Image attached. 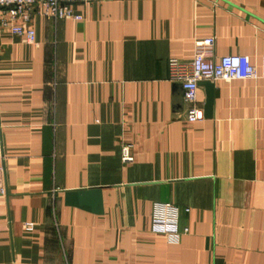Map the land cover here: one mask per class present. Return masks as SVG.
Wrapping results in <instances>:
<instances>
[{"label":"crops","instance_id":"0c3cea01","mask_svg":"<svg viewBox=\"0 0 264 264\" xmlns=\"http://www.w3.org/2000/svg\"><path fill=\"white\" fill-rule=\"evenodd\" d=\"M73 8L20 19L35 44L0 32V264H264V0ZM209 37L258 77L200 81L213 104L190 122L169 60ZM163 202L179 241L153 228Z\"/></svg>","mask_w":264,"mask_h":264},{"label":"built area","instance_id":"2783aa9c","mask_svg":"<svg viewBox=\"0 0 264 264\" xmlns=\"http://www.w3.org/2000/svg\"><path fill=\"white\" fill-rule=\"evenodd\" d=\"M80 0H0V32L9 31L20 36L29 44L36 43V30L26 24L19 23L22 19L28 22L34 10L43 16L54 19L76 18L73 3ZM214 42L213 37L198 43L194 58L190 62L172 57L169 60L170 78L181 85L184 100L188 104L187 120L196 122L204 119V108L198 105L199 82L202 80H236L258 77V70L246 54H226L213 58L209 48ZM121 157L124 162L133 161L130 146L122 148ZM3 182V169L0 167V185ZM190 212V208L185 209ZM181 208L171 202L156 203L153 208V228L165 233L171 241H179L182 234L189 232V227L180 228ZM27 230L34 229V223H26Z\"/></svg>","mask_w":264,"mask_h":264},{"label":"water","instance_id":"95a60500","mask_svg":"<svg viewBox=\"0 0 264 264\" xmlns=\"http://www.w3.org/2000/svg\"><path fill=\"white\" fill-rule=\"evenodd\" d=\"M212 104H213V88L212 86H210L208 90V100L206 102L205 109H204L205 116H208L210 114Z\"/></svg>","mask_w":264,"mask_h":264}]
</instances>
